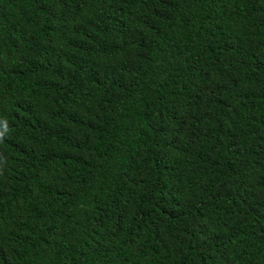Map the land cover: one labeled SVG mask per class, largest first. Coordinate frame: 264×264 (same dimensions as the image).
<instances>
[{"label":"trees","instance_id":"16d2710c","mask_svg":"<svg viewBox=\"0 0 264 264\" xmlns=\"http://www.w3.org/2000/svg\"><path fill=\"white\" fill-rule=\"evenodd\" d=\"M0 264H264V0H0Z\"/></svg>","mask_w":264,"mask_h":264}]
</instances>
